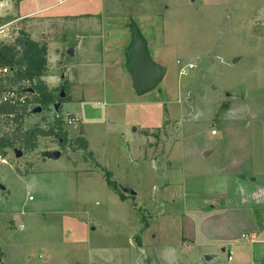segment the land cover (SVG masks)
I'll list each match as a JSON object with an SVG mask.
<instances>
[{"label":"rangeland","instance_id":"obj_1","mask_svg":"<svg viewBox=\"0 0 264 264\" xmlns=\"http://www.w3.org/2000/svg\"><path fill=\"white\" fill-rule=\"evenodd\" d=\"M46 6L60 18L17 26L51 43L42 80L54 96L65 84V101L39 113L30 102L20 129L57 131L58 114L66 142L38 137L1 157L4 264H140L142 244L187 264H264V0H22L19 11ZM131 24L166 69L144 95L125 65ZM15 129L0 115V136Z\"/></svg>","mask_w":264,"mask_h":264},{"label":"trees","instance_id":"obj_2","mask_svg":"<svg viewBox=\"0 0 264 264\" xmlns=\"http://www.w3.org/2000/svg\"><path fill=\"white\" fill-rule=\"evenodd\" d=\"M12 1L15 4H19L22 0ZM129 45L130 43L125 48V65L128 63L127 48ZM46 55V44L31 39L23 31L18 33V36L12 43L0 42V68H7L8 70V75L3 79L0 78V93L6 91L7 87L18 86L22 82H26L33 90V93L30 94L32 101H28L27 103H35L38 105L36 108L39 106H41L40 108H48L51 105L54 108L56 104L61 105L65 101L61 97V92L64 93L65 84L60 88L58 95L54 96L53 90H50L42 80L47 68ZM3 81H6V83L2 84ZM27 113L25 106L13 107L8 104L0 105V115H12L10 121L16 126L15 130L18 131L17 136H0V156L2 158L7 154L6 149L33 151L37 146L38 137L57 135L62 142H66V132L62 130V120L58 114V118H56L57 131H55V126L50 127L48 130L37 127L22 131L20 127ZM73 144L76 145V149L86 150L88 148L87 141L81 136L77 137L73 141ZM104 171L107 186L117 192L118 189L115 183L110 179V173L106 170ZM120 199L123 201L124 197L120 196Z\"/></svg>","mask_w":264,"mask_h":264},{"label":"water","instance_id":"obj_3","mask_svg":"<svg viewBox=\"0 0 264 264\" xmlns=\"http://www.w3.org/2000/svg\"><path fill=\"white\" fill-rule=\"evenodd\" d=\"M132 41L131 45L127 49L128 63L126 65L127 71L132 78V87L137 95H144L153 91L163 80L166 69L156 65L147 51L146 43L141 38L140 30L135 24H131ZM68 55H73V52L69 50ZM27 92L32 94V88L27 89ZM63 97V92H61ZM54 110H58V104L54 106ZM36 113L41 112V108L37 107L34 110ZM15 155L18 157L22 154L20 150H14ZM209 152H205L204 156H207ZM60 156L59 151H51L46 153L48 158H58Z\"/></svg>","mask_w":264,"mask_h":264},{"label":"crops","instance_id":"obj_4","mask_svg":"<svg viewBox=\"0 0 264 264\" xmlns=\"http://www.w3.org/2000/svg\"><path fill=\"white\" fill-rule=\"evenodd\" d=\"M19 4H16V10L14 11L15 16L16 15H19L17 17L31 18V17L45 16L46 13H47V15L54 16V17H58L57 15H53L51 13L50 14L48 13L49 11H51V10H53L55 8L54 6H46V7H43V8H35L34 10H32L30 12L21 14V12L19 11V9H20ZM1 5H4V3L2 4V2H0V6ZM70 17H74V16H70ZM58 18H60V17H58ZM33 29L34 28L32 27L31 30H33ZM26 32H28V30H26ZM38 38H39V34H38V37L35 34H32V36H31V39H33L35 41H39ZM50 46H51V43H48L47 44V47H48L47 53H48V55L50 54ZM70 49H72L71 51L73 52V55H71V57H75V55H79L80 54L79 53L81 51L80 49H83L82 43L80 42V43L77 44V46L75 48L74 47H71ZM70 49L68 47L65 48L66 54H67V52ZM77 53H79V54H77ZM81 55H83L82 52H81ZM68 56H70V55H68ZM59 57H61L60 54H59ZM42 78H44V77H42ZM48 81L49 82H53L54 81V78H52V77L49 78L48 77ZM81 137H82V135H81ZM87 142L89 143V141H87ZM88 148H89V146H88ZM44 159H43V161H44ZM43 163H45V162H43ZM28 199L30 200L31 197H28ZM196 211H197V213L204 215V212H202L200 210V208H197ZM187 219L190 220L192 222V225H193L192 233L189 236H191L190 238H192V237L195 238L196 237V234L195 233H197L196 226H195L196 225L195 217H190L189 216ZM202 220H205L203 216H202L201 221ZM20 228H22V226H20ZM185 244H187L186 241H185V239H182V241H181V247H183ZM138 249H140V252L143 253V257H144V255H146L147 256L146 258H148L147 260H144V259H141V256H140V259H141V261H139L140 264H187V263L181 262V256L179 254V251L180 250L177 251V249H175L173 247L172 248H169V249H166V250L165 249L164 250H162V249H159L158 250V248L157 249H154V248L150 247L149 245H143L142 244V246H139ZM224 250L225 249H222V251H224ZM136 258H137V256H136ZM227 259H228V257H227ZM231 260H232V252H231V259L228 260V261H231ZM3 264H4V262H3Z\"/></svg>","mask_w":264,"mask_h":264},{"label":"built area","instance_id":"obj_5","mask_svg":"<svg viewBox=\"0 0 264 264\" xmlns=\"http://www.w3.org/2000/svg\"><path fill=\"white\" fill-rule=\"evenodd\" d=\"M26 17H15L13 19H7L3 14H0V42L2 43H12L15 38L18 36L20 27L17 26V23L23 20ZM8 75L7 68H0V78L3 79ZM6 81H3L2 84H5ZM30 86L26 82H22L20 85L7 87L6 91L0 93V105L8 104L13 107H23L28 106L30 103H27L29 100V96L27 89ZM1 116H5L10 120L12 115L2 114ZM55 118H58L56 114ZM66 123L71 124V120H65ZM0 160H2L0 156ZM231 259V252H229L228 260ZM0 264H2V256L0 251Z\"/></svg>","mask_w":264,"mask_h":264}]
</instances>
